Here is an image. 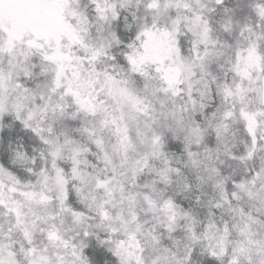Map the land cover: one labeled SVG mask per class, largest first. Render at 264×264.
I'll list each match as a JSON object with an SVG mask.
<instances>
[{
    "label": "clouds",
    "instance_id": "obj_1",
    "mask_svg": "<svg viewBox=\"0 0 264 264\" xmlns=\"http://www.w3.org/2000/svg\"><path fill=\"white\" fill-rule=\"evenodd\" d=\"M0 264H264V0H0Z\"/></svg>",
    "mask_w": 264,
    "mask_h": 264
}]
</instances>
